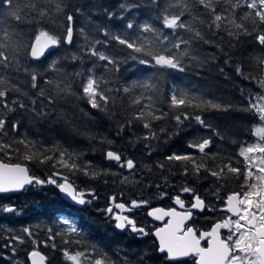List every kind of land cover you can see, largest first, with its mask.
Listing matches in <instances>:
<instances>
[{
  "label": "trees",
  "instance_id": "1",
  "mask_svg": "<svg viewBox=\"0 0 264 264\" xmlns=\"http://www.w3.org/2000/svg\"><path fill=\"white\" fill-rule=\"evenodd\" d=\"M31 3L47 12L38 23L34 20L37 11L27 6ZM57 3L63 11L57 12ZM172 3L174 0H13V7L19 8L22 16L27 13L22 22L7 15L10 9L0 6L6 25L20 34L13 39L28 44L41 28L63 37L69 14L73 16L74 28L70 45L61 43L39 60L21 55L19 70L0 68V76L8 81L0 86L8 89L5 97L0 98V118L6 121L0 143L11 145L10 149L0 151V160L24 164L31 176L44 181L53 172L60 173L77 189L89 190L95 196H88L79 208L61 199L55 187L48 183L43 186L33 183L19 192L0 194V264H28L27 254L33 249L44 255L47 264H71L63 255L65 250L73 254L86 252L93 258L104 254L110 264H194L188 260L167 261L164 254L156 251L149 232L140 235L115 228L104 207L111 195L120 194L125 202L161 204L184 188L192 189L191 195L202 196L215 194L217 189L223 195L237 187L240 177L228 173L217 180L208 171L196 174L190 163L169 161L167 157L191 154L197 163L203 162L212 170L225 164L243 166L238 149L254 140L251 128L259 122L258 116L243 109L252 96L264 93L258 83L264 79V65L257 60L264 57V46L256 42L255 33L229 36V31L240 30L227 22L220 29L210 28L211 16L198 4L191 6L181 20L199 31L203 39L194 38V32L187 29L173 33L161 22L165 8L168 14L180 11L178 7H168ZM217 10L228 20L233 18L229 4L221 3ZM248 11L246 6L237 8L235 18L251 31L250 21L240 20ZM129 23L134 27L129 29ZM144 24L167 34L172 43L189 40L188 45L181 46L190 52L182 60L183 72L160 68L154 62L142 65L139 59L150 58L111 38L126 36L147 45L155 40V35L141 31ZM93 45L114 63L92 56ZM73 56L79 58L74 60ZM132 56L138 59L133 60ZM53 61L55 67H51ZM238 67L242 74L237 72ZM32 73L38 75L36 88L32 87ZM88 76L98 78L100 90L109 97L107 105L101 102L103 111L92 108L83 95L81 84ZM56 84L70 85V93H58ZM145 84L152 87L145 88ZM125 88L129 90L125 92ZM173 89L221 106L184 109L193 116L200 115L209 127L194 119L177 126L173 117L179 110L169 108ZM41 90L43 96L39 94ZM136 98H141L140 105L132 103ZM153 100L159 109L157 114L168 115L151 120V129H146L143 121L134 120L133 116ZM20 104L25 107L21 108ZM13 124L17 125L15 131ZM205 138L210 140L205 153L188 147L190 142ZM20 140L31 141L35 145L33 151L44 152L53 160L47 163L24 160L22 157L29 149L18 143ZM107 150L118 154L121 161L107 160ZM61 151L75 154L72 159L79 170H69L56 163ZM129 159L134 162L133 169L125 168ZM84 169L95 175H85ZM7 205L13 206L14 211L5 213L2 208ZM69 225L77 227L78 233H69ZM24 229L29 231L26 233ZM93 246L97 251L92 250Z\"/></svg>",
  "mask_w": 264,
  "mask_h": 264
},
{
  "label": "snow or ice",
  "instance_id": "2",
  "mask_svg": "<svg viewBox=\"0 0 264 264\" xmlns=\"http://www.w3.org/2000/svg\"><path fill=\"white\" fill-rule=\"evenodd\" d=\"M155 2V0H153ZM225 3L231 6V13H229L233 18L228 20L223 12L217 10V5ZM202 6L208 14L211 16V21L209 27H215L220 29L222 23L227 22L232 25L235 29L240 31L232 32L229 31V36L238 35H252L255 33L256 42L264 46V0H244L243 4L241 0H174V3L169 4L168 7H178L180 11L176 14H168V9H164V14L162 15V24L165 29L172 30L173 33L177 29H187L188 31L194 32V38L203 39L202 34L199 31H194L190 25L184 23L181 17L185 12L190 10L191 6L195 5ZM0 6H4L10 11L7 15L13 17L16 21L22 22L27 16V13L22 16L20 14L21 10L19 8L13 7V0H0ZM31 10L37 11L38 16L34 18L35 22H39L40 18L47 15V12L43 9H37L35 3L27 5ZM242 6L250 11L245 12L240 20L250 21L252 25V30L249 31L245 23H237L235 18V10ZM57 12L63 11L60 4L56 5ZM227 12L228 9H224ZM4 13H0V68L8 69L10 67H15L16 70L20 68V56L25 55L33 60L39 59L43 56L46 50L57 47L61 43L71 44L74 38V28H73V16L71 14L66 16L67 24L65 27V34L63 37L54 35L51 32L38 29L34 40L28 44L22 39H13V36L19 37V33L15 29H10V26L6 25L5 19L2 17ZM32 22V21H30ZM203 22V21H202ZM129 29L133 28L134 25L129 23L127 25ZM143 32H152L155 35L154 41H148V44L139 43L136 39H129L128 37H122L120 35L111 36L112 39L116 40L120 45H125L132 52L140 53L143 56L149 57L147 59H139V63L151 64L154 62L155 66L160 68L175 69L183 72L185 69L182 66V60L185 57L190 56V52L187 47L182 48V45H188L189 40L179 39L177 42L172 43L167 34H164L159 29H154L148 24H144L141 27ZM81 33L84 30L81 29ZM109 35L108 33H105ZM85 40H88V36L85 35ZM165 41L168 44L165 45ZM207 42V41H205ZM95 43H100L96 41ZM21 49H27L26 52H21ZM175 49V51H173ZM92 56H97L100 60L107 61L109 64H113L114 61L102 52L95 50V45H93L92 50H90ZM74 60L79 57L73 56ZM133 60H137V56L131 57ZM258 63L264 65V57L257 58ZM55 61H53L51 67H55ZM27 71V69H25ZM237 72L242 74L241 69L238 67ZM76 75H82V73H76ZM38 75L32 73L31 81L32 87H38L37 84ZM8 81L5 77L0 76V86L7 84ZM45 83H53L51 81H45ZM261 88H264V79L258 81ZM145 88L152 87L151 85L145 84ZM58 93L62 92L65 94L70 93V85L60 87L56 84ZM18 90V89H13ZM81 90L87 102L92 108L105 110L103 105H107L109 102V97L100 90V84L98 78L94 76H88L81 84ZM129 89L125 88L124 91L127 92ZM6 88H0V98L5 97ZM41 96L44 95V91L41 90L39 93ZM151 100V97H149ZM35 101H33L34 103ZM49 98V103H51ZM15 103V102H14ZM135 105L141 104V98H136L132 101ZM156 102L153 100L151 103L144 104L140 111L134 116V120L143 121V127L146 129H151V120L162 119L163 116L168 115V113H161L159 109L155 107ZM9 111H12L8 105H5ZM20 107H25L20 104ZM214 108L219 109L221 106L214 104L211 101L203 100L197 96L191 95L188 92L182 90L173 89L171 96L169 97V108L179 110L174 119L177 122V126L183 123L184 120L194 119L197 123L204 127H209L202 119L200 115H192L191 113L184 111L187 108ZM244 111L252 112L258 116L261 124L253 129V135L257 137V142L249 144L247 146H242L238 153L239 156L243 158L244 168L234 167L231 164H225L223 166H218V170H212L207 168V166L201 162L197 163L196 159L191 154H173L167 157L169 161L184 162L185 164L190 163L196 174H199L201 170L208 171L217 180L225 178L226 174L230 173L236 177L243 176L244 183L241 186L240 192H232L227 195L226 199L223 201L224 207L221 209L226 213L231 215L227 216L222 220L216 221L211 229L208 231L199 232L192 227H185V221L190 219L192 216V209L204 210L208 206L205 201L198 195H194L191 207L186 209L184 212H177L175 209H170L164 211L163 209L157 208L153 209L148 213L149 216H154L155 219H163V217L168 216L170 219L167 224L162 228H157L154 235L159 241L158 251L161 254H166L167 261H175L179 258L194 257L195 264H264V94H259L252 96L249 100L248 106L243 109ZM6 121L0 118V133L5 131ZM17 128L16 124L12 125V130L15 131ZM164 131V129H161ZM154 136L155 134L152 133ZM149 137H145L148 139ZM18 143L23 144L25 148H28L23 155V159L26 161L38 160L40 163H47L53 160L52 156L46 155L44 152L39 150L33 151L35 145L31 141L20 140ZM209 139H202L201 141L190 142L188 147L198 150L200 153H205V149L209 146ZM10 144L0 143V151L5 149H10ZM66 151L60 152V157L57 160V164L69 168V170H79L78 166L75 164L72 156ZM108 159L121 161V157L112 152L108 151L106 153ZM65 157H68L67 159ZM56 165L54 164L53 167ZM122 166H124L122 164ZM126 167L128 169L134 168V162L129 159L126 161ZM162 167V165H161ZM185 172L188 168L185 167ZM85 175H95V173H89L87 169H84ZM58 173H52L47 181L41 180L38 177H32L28 173V169L21 164H9L0 162V193H7L12 191H18L24 188L28 184H55L62 193H65L72 201L78 204H84L83 192L77 191L74 186L68 182L67 178H64L63 183H58L55 177ZM184 192H191L192 189L184 188ZM216 195L219 194V189H217ZM146 203V202H144ZM175 203L181 208H185L184 201L180 199L179 196L175 198ZM140 206L137 201H132V207ZM114 207L120 209L121 211L126 210V206L123 203H115ZM2 210L4 212H13L12 207L3 206ZM215 210V209H209ZM109 214L114 215L116 221L115 227L117 229H124L126 225H130L132 231L139 232L143 235H148L143 228H137L134 221L129 219L125 215L115 214L113 212V207H109L106 210ZM234 217V218H233ZM66 224L67 220L64 221ZM226 229L227 235H223L221 230ZM28 229H24V232H28ZM67 231L72 234H77L78 229L74 225H69ZM207 241V247L201 246V241ZM67 242V241H66ZM79 242V241H78ZM55 247V245H53ZM93 251H97L95 246H93ZM63 255L67 261L71 264H110L106 255L98 254L95 258L86 254V252H76L70 253L67 250L63 252ZM31 259V264H44L45 257L41 255L38 251H32L29 253Z\"/></svg>",
  "mask_w": 264,
  "mask_h": 264
},
{
  "label": "flooded vegetation",
  "instance_id": "3",
  "mask_svg": "<svg viewBox=\"0 0 264 264\" xmlns=\"http://www.w3.org/2000/svg\"><path fill=\"white\" fill-rule=\"evenodd\" d=\"M241 169H243V167H241ZM243 183H244V180H243V176L241 175L239 178L237 187L233 188L230 191H227L223 195L220 191V194H218V195H216V194H212V195L205 194V195L199 196L205 201V203L208 207L204 210L192 209V216L190 219L185 221V227L186 228L192 227L195 230H197V234H199V232L210 230L211 226L216 221L222 220V219L226 218L227 216L231 215L230 213H226V212L221 210L224 207L223 201L226 199L228 194H230L232 192H240L241 186L243 185ZM177 196H179L180 199L184 201L185 208H181L179 205H177L175 203V198ZM193 197H194V195H191V192L186 193L184 191H181L177 195H173L172 197L169 198V200H167L161 204L154 203V204H152V206H146V205L139 204L140 206H138V207L127 208V209H129V211H128V213H126V216L129 218H132L137 227H142L145 230V232H149V234H150V236L154 242L155 249L157 251L158 244H157L156 238L152 234V231L161 227L162 225H164L170 218L167 216L165 219H163V220L161 219L162 221L157 220V219L150 220L146 214L147 209L149 207H160V208H164L167 210L175 209L177 212H184L186 209H189L191 207V203L193 202ZM119 199L121 202L125 203L126 206H130V203H126L124 201V199L122 200L121 196H119ZM114 201L116 202L117 200L114 199ZM113 204H111L109 206H112ZM106 207L108 208V206H106ZM209 209H215V210H209ZM121 230H129V227L126 225L125 228L121 229ZM221 232L225 236L228 234L226 229L221 230ZM141 235H143V234H141ZM201 246L207 247V241L206 240L201 241ZM164 256L166 257V254H164ZM185 259H188V261H193L195 263L194 257H188Z\"/></svg>",
  "mask_w": 264,
  "mask_h": 264
},
{
  "label": "water",
  "instance_id": "4",
  "mask_svg": "<svg viewBox=\"0 0 264 264\" xmlns=\"http://www.w3.org/2000/svg\"><path fill=\"white\" fill-rule=\"evenodd\" d=\"M34 38H35V36H34ZM34 38L32 39V41L34 40ZM31 41V42H32ZM55 47H53V48H50V49H48V50H46V52H45V54L47 53V52H49L51 49H54ZM44 54V55H45ZM43 55V56H44ZM43 56H41L39 59H41ZM39 59H37V60H39ZM108 151H106V153H107ZM106 153H105V157L107 158V156H106ZM108 159V158H107ZM109 160H111V159H109ZM114 161H116V160H114ZM0 162H4V163H9V164H21V163H17V162H6V161H2V160H0ZM22 166H24V167H26L24 164H21ZM54 173V172H53ZM56 173V172H55ZM32 177H34V176H32ZM55 178H59V179H61L60 180V182L59 183H63L64 182V178H65V176L64 175H62V174H59L58 173V175H56L55 176ZM48 179V178H47ZM68 180V179H67ZM68 182H70L69 180H68ZM71 183V182H70ZM72 184V183H71ZM40 185H42V184H40ZM73 185V184H72ZM74 186V185H73ZM56 189H57V191H58V194L62 197V198H64L65 200H67L68 202H70V203H72V204H76L77 206H80L81 204H78L77 202H75V201H72L71 200V198L70 197H68L65 193H62L60 190H59V188L56 186ZM21 190V189H20ZM20 190H18V191H20ZM79 192H81V191H79ZM89 193V192H88ZM112 200V199H111ZM8 207H12V206H8ZM157 208H160V207H152V208H149L148 210H147V216L148 217H150L151 219H155V217L154 216H149L148 215V213L150 212V211H152L153 209H157ZM160 209H162V208H160ZM115 210H116V213L115 214H121V210L120 209H117V208H115ZM164 211H168V210H166V209H163ZM166 217V216H165ZM112 218L114 219V215L112 216ZM164 218V217H163ZM170 218V217H169ZM132 220V219H131ZM158 220V219H157ZM159 220H161V219H159ZM133 221V220H132ZM168 222V221H167ZM167 222L164 224V225H162L161 227H159V228H162V227H164L166 224H167ZM116 223V222H115ZM131 229V231H132V228H130ZM134 232V231H133ZM153 234L155 233V230L152 232ZM155 236V235H154ZM156 237V236H155ZM156 240H157V243H158V248H159V241H158V239H157V237H156ZM158 248H157V250H158ZM38 251V252H40L39 250H37V249H33V250H31V251H29L28 252V254H27V262H28V264H31V259H30V257H29V253H31L32 251ZM41 253V252H40ZM41 255H43L42 253H41ZM44 256V255H43ZM44 264H46L45 262H44Z\"/></svg>",
  "mask_w": 264,
  "mask_h": 264
},
{
  "label": "rangeland",
  "instance_id": "5",
  "mask_svg": "<svg viewBox=\"0 0 264 264\" xmlns=\"http://www.w3.org/2000/svg\"><path fill=\"white\" fill-rule=\"evenodd\" d=\"M259 94H264V93H259ZM259 94H257V95H259ZM256 96V95H255ZM261 124V121L259 120V122L257 123V124H255V125H253L252 126V134H253V129L256 127V126H258V125H260ZM254 136V135H253ZM257 142V137H255V139H254V141H252L251 143H246V144H244V145H242V146H247V145H249V144H253V143H256ZM241 146V147H242ZM240 147V148H241ZM240 148L238 149V153H239V151H240ZM242 158V157H241ZM242 160H243V158H242Z\"/></svg>",
  "mask_w": 264,
  "mask_h": 264
}]
</instances>
